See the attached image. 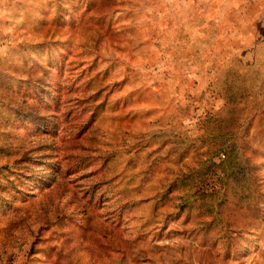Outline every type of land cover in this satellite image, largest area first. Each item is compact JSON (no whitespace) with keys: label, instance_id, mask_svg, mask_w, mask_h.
<instances>
[{"label":"rangeland","instance_id":"1","mask_svg":"<svg viewBox=\"0 0 264 264\" xmlns=\"http://www.w3.org/2000/svg\"><path fill=\"white\" fill-rule=\"evenodd\" d=\"M0 264H264V0H0Z\"/></svg>","mask_w":264,"mask_h":264}]
</instances>
